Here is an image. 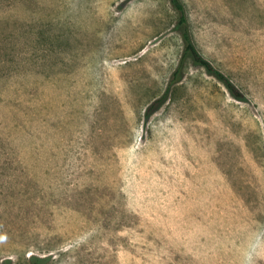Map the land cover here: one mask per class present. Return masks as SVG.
Instances as JSON below:
<instances>
[{"label": "rangeland", "instance_id": "obj_1", "mask_svg": "<svg viewBox=\"0 0 264 264\" xmlns=\"http://www.w3.org/2000/svg\"><path fill=\"white\" fill-rule=\"evenodd\" d=\"M182 1L245 100L171 0H0V264H264V0Z\"/></svg>", "mask_w": 264, "mask_h": 264}, {"label": "trees", "instance_id": "obj_2", "mask_svg": "<svg viewBox=\"0 0 264 264\" xmlns=\"http://www.w3.org/2000/svg\"><path fill=\"white\" fill-rule=\"evenodd\" d=\"M173 7L179 14V20L176 28L182 35L185 43V55L192 58V60L199 66L216 77L229 90L232 96L238 100H245L246 96L238 89L235 83L221 70H219L210 60H208L197 48L191 33L189 19L187 15L186 5L182 0H171ZM156 104V103H155ZM155 104L151 105L146 113V118H149L155 109ZM34 264H44L45 260L42 258L33 257Z\"/></svg>", "mask_w": 264, "mask_h": 264}, {"label": "clouds", "instance_id": "obj_3", "mask_svg": "<svg viewBox=\"0 0 264 264\" xmlns=\"http://www.w3.org/2000/svg\"><path fill=\"white\" fill-rule=\"evenodd\" d=\"M250 259V258H249Z\"/></svg>", "mask_w": 264, "mask_h": 264}]
</instances>
